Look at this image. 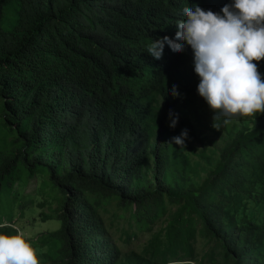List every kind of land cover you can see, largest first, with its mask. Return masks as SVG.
Returning a JSON list of instances; mask_svg holds the SVG:
<instances>
[{"label": "trees", "instance_id": "1", "mask_svg": "<svg viewBox=\"0 0 264 264\" xmlns=\"http://www.w3.org/2000/svg\"><path fill=\"white\" fill-rule=\"evenodd\" d=\"M232 1L0 0V98L17 134L0 152V224L21 169L46 170L65 197L40 264H264V217L248 212L264 209V113L217 130L186 66L190 46L147 53L155 39L175 40L185 7L222 14ZM253 63L264 80V60ZM185 129L184 148L169 144ZM207 130L221 141L197 149ZM112 200L143 231L167 216L143 252L124 255L112 240L98 211ZM199 236L210 245L202 256Z\"/></svg>", "mask_w": 264, "mask_h": 264}, {"label": "clouds", "instance_id": "2", "mask_svg": "<svg viewBox=\"0 0 264 264\" xmlns=\"http://www.w3.org/2000/svg\"><path fill=\"white\" fill-rule=\"evenodd\" d=\"M221 14L198 6L185 7L184 19L178 20L175 40L155 39L147 53L160 60L164 47L174 53L186 43L193 52L194 71L200 78L197 92L213 111L212 126L217 130L236 117L264 113V80L253 61L264 60V0H234ZM183 41L184 43H180ZM174 97L180 93L172 86ZM170 128L177 118L169 113ZM187 129L169 144L185 147ZM15 235L0 234V264H40L36 250L25 231L15 228Z\"/></svg>", "mask_w": 264, "mask_h": 264}, {"label": "rangeland", "instance_id": "3", "mask_svg": "<svg viewBox=\"0 0 264 264\" xmlns=\"http://www.w3.org/2000/svg\"><path fill=\"white\" fill-rule=\"evenodd\" d=\"M234 0L230 3L233 4ZM18 6L13 3L9 10L13 17L17 12ZM222 15V14H221ZM12 24L5 22L4 27L7 30L12 29ZM193 64V52L186 61V66ZM4 102L0 98V152H7L15 146L17 134L11 131L5 124ZM251 119L252 117H243ZM238 117L233 118L236 123ZM219 130H222L220 127ZM207 135L211 139L204 145L200 142H193L192 145L197 149H212L218 144L222 137L214 132L207 130ZM195 159L198 157L193 156ZM19 180L14 182L12 210L3 215L0 227L12 226L25 231L32 247L36 250L39 261H43L44 255L55 249L53 242H48L47 235L61 228V221L57 219L64 204V195L49 178L46 170L41 169L40 174L31 176L25 169L18 173ZM10 197V193L9 196ZM93 198V196H91ZM2 207L7 209L9 202L7 197L2 198ZM177 206L168 205L169 213H174ZM99 214L111 235L112 240L117 244L124 255L130 252H143L154 234L160 233L166 226V217L157 222L151 231L139 229L131 217V213L123 210L117 200L105 202L99 209ZM248 212L257 219L264 217V209L260 206L250 205ZM200 256L205 254L210 245L206 239L198 237L196 244ZM196 264V263H193Z\"/></svg>", "mask_w": 264, "mask_h": 264}]
</instances>
